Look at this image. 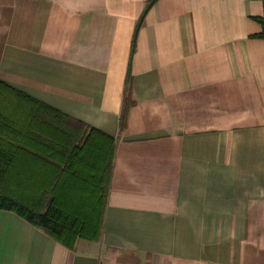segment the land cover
I'll return each instance as SVG.
<instances>
[{
  "label": "crops",
  "instance_id": "0c3cea01",
  "mask_svg": "<svg viewBox=\"0 0 264 264\" xmlns=\"http://www.w3.org/2000/svg\"><path fill=\"white\" fill-rule=\"evenodd\" d=\"M147 1L0 0V81L115 140L100 240L0 210V264H264L262 3L156 0L132 51Z\"/></svg>",
  "mask_w": 264,
  "mask_h": 264
},
{
  "label": "trees",
  "instance_id": "16d2710c",
  "mask_svg": "<svg viewBox=\"0 0 264 264\" xmlns=\"http://www.w3.org/2000/svg\"><path fill=\"white\" fill-rule=\"evenodd\" d=\"M148 0L138 19L132 51ZM261 28L250 38L264 40ZM124 89L121 125L130 94ZM113 137L0 81V210L10 211L73 249L77 240L98 242L112 177Z\"/></svg>",
  "mask_w": 264,
  "mask_h": 264
}]
</instances>
